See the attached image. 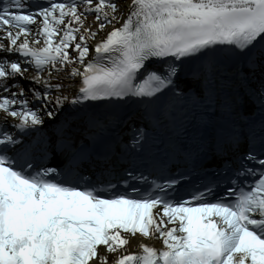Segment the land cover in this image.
Wrapping results in <instances>:
<instances>
[{
	"label": "snow or ice",
	"instance_id": "obj_1",
	"mask_svg": "<svg viewBox=\"0 0 264 264\" xmlns=\"http://www.w3.org/2000/svg\"><path fill=\"white\" fill-rule=\"evenodd\" d=\"M0 264H264V0H0Z\"/></svg>",
	"mask_w": 264,
	"mask_h": 264
},
{
	"label": "bare ground",
	"instance_id": "obj_2",
	"mask_svg": "<svg viewBox=\"0 0 264 264\" xmlns=\"http://www.w3.org/2000/svg\"><path fill=\"white\" fill-rule=\"evenodd\" d=\"M122 2L125 3L126 1H125V0H122ZM125 4H126V3H125ZM97 38H99V36H98ZM77 66H78V65H77ZM70 80H71V82H69V80L66 79L65 82L68 83V86H69V88H70L71 90H74V88L77 86V85H76V82L79 80V78H78V77L70 78Z\"/></svg>",
	"mask_w": 264,
	"mask_h": 264
}]
</instances>
